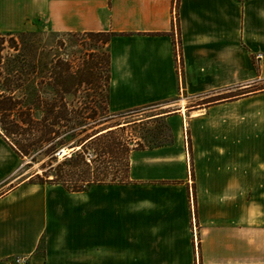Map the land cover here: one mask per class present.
<instances>
[{"label":"crops","instance_id":"0c3cea01","mask_svg":"<svg viewBox=\"0 0 264 264\" xmlns=\"http://www.w3.org/2000/svg\"><path fill=\"white\" fill-rule=\"evenodd\" d=\"M39 28L115 33L110 114L173 109L148 119L168 138L132 150L128 183L85 192L31 182L0 136V264H195L194 234L199 264H264V167L235 116L264 86L232 95L264 83V0H0L1 33Z\"/></svg>","mask_w":264,"mask_h":264},{"label":"trees","instance_id":"16d2710c","mask_svg":"<svg viewBox=\"0 0 264 264\" xmlns=\"http://www.w3.org/2000/svg\"><path fill=\"white\" fill-rule=\"evenodd\" d=\"M86 33L108 34L106 44L115 36L110 32ZM27 49L24 42L17 43L0 32V136L22 162L25 158L31 163L42 162L41 173H34L30 181L58 184L69 192H85L97 185L128 183L130 154L141 148L139 144L131 147L122 139L117 131L123 130L124 127H118L121 125L97 128L107 118L98 111L96 105L99 104H91L95 102V95L91 97L90 91H85V96L90 98L88 102L74 105L66 99L68 95H77L79 86L93 85L96 82L93 73L89 71L84 79H77L81 71H74L68 63L44 61L42 73L46 74V83L53 92L52 96L45 97L40 88L28 85L36 71L35 62L25 54ZM10 50L17 55L9 53ZM110 78L108 52L106 83L103 84V91H107L106 106ZM234 97L239 98L238 95ZM134 110L137 109L130 111ZM107 112L111 118L123 114H110L108 107ZM62 149L73 150L60 158L58 153ZM110 161L115 164L111 169L114 171H109Z\"/></svg>","mask_w":264,"mask_h":264},{"label":"rangeland","instance_id":"374dc122","mask_svg":"<svg viewBox=\"0 0 264 264\" xmlns=\"http://www.w3.org/2000/svg\"><path fill=\"white\" fill-rule=\"evenodd\" d=\"M7 38L11 37L17 42H24L27 45L26 55L30 58L35 65V71L32 75L31 81L28 83L29 86L35 89H41L43 96H52V87L49 83H46V74L42 73L44 61H55L61 60L64 63H68L74 71H81V75L77 79H84L85 75L90 72L93 73V80L96 81L93 85H81L79 86V93L77 95H68L66 99L74 105H79L82 101L88 102L90 98H87L85 91H90L88 94L95 98L91 104L96 105L100 114L107 118L102 125L97 128H107L110 126L121 125L118 127L123 130L118 131V134L122 136V139L126 143H130L132 146L144 147L152 146L158 143L167 141V134L165 131H154L150 125H147L148 119L161 113L172 110L173 108H165L163 105H152L143 107L134 111L123 113L120 116L111 118L107 112L106 106V92L103 91L105 88L103 84L106 83L105 76L107 74V57L108 47L105 39L108 38V34L91 35L88 33H53L47 29L39 28L37 30H29L22 33L6 34ZM23 44V43H22ZM9 53L17 55V52L10 50ZM43 74V75H42ZM44 76V78H43ZM264 86L263 84L254 86L249 89H240L232 92V95H238L239 98L244 97L247 93L256 88ZM102 89V91H101ZM102 93V94H101ZM183 99L185 96H181ZM190 103V102H189ZM188 103V104H189ZM101 106L103 108H101ZM242 107L238 109L235 114L237 120L242 122V132H246V161L245 164L248 166L262 165L264 167V98H255L243 102ZM241 117V118H240ZM241 119V120H239ZM135 123H141L136 124ZM132 125V126H131ZM113 127L112 129L118 128ZM262 131V132H261ZM262 133V134H261ZM262 136V137H261ZM189 147V138L187 139ZM186 147V145H185ZM63 150V149H62ZM71 150H64L62 154L71 152ZM62 155H59L60 158ZM109 159V157H108ZM243 159V158H242ZM24 169L29 170L30 174L41 173L40 165L41 161L30 162V159H24ZM30 164V165H28ZM109 171L115 168V164L110 161ZM251 191L260 190L264 192V188H254ZM259 205H252L253 207ZM193 230L195 225V219L193 216L192 220ZM196 233V228H195ZM194 247H195V264L198 263V251L197 247V236L194 234ZM42 248V247H41ZM27 263V262H26ZM25 263V264H26Z\"/></svg>","mask_w":264,"mask_h":264},{"label":"built area","instance_id":"2783aa9c","mask_svg":"<svg viewBox=\"0 0 264 264\" xmlns=\"http://www.w3.org/2000/svg\"><path fill=\"white\" fill-rule=\"evenodd\" d=\"M176 16V12L174 10V17ZM175 30V29H174ZM176 62H177V68L180 69V66H181V53H180V49H179V44L178 42H176ZM260 59L262 60L263 64H264V56H260ZM185 132V131H184ZM184 137H185V145H186V148H187V151H188V142H187V134L184 133ZM15 262L16 264H25L26 263V260L24 258H16L15 259Z\"/></svg>","mask_w":264,"mask_h":264},{"label":"water","instance_id":"95a60500","mask_svg":"<svg viewBox=\"0 0 264 264\" xmlns=\"http://www.w3.org/2000/svg\"><path fill=\"white\" fill-rule=\"evenodd\" d=\"M65 151L64 150H61L58 155H62Z\"/></svg>","mask_w":264,"mask_h":264}]
</instances>
